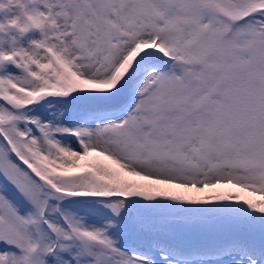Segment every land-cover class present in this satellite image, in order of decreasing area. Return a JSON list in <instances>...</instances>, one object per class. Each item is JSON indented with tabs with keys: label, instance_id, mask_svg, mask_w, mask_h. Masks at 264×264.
<instances>
[{
	"label": "snow or ice",
	"instance_id": "1",
	"mask_svg": "<svg viewBox=\"0 0 264 264\" xmlns=\"http://www.w3.org/2000/svg\"><path fill=\"white\" fill-rule=\"evenodd\" d=\"M0 264H264V0H0Z\"/></svg>",
	"mask_w": 264,
	"mask_h": 264
},
{
	"label": "bare ground",
	"instance_id": "2",
	"mask_svg": "<svg viewBox=\"0 0 264 264\" xmlns=\"http://www.w3.org/2000/svg\"><path fill=\"white\" fill-rule=\"evenodd\" d=\"M129 178H131V177H129ZM229 187H232V186H229ZM233 190L241 191L242 194L245 195V196H253V198H255V199H260L259 196L255 195V194H252L250 192H247L245 190H241V189H233Z\"/></svg>",
	"mask_w": 264,
	"mask_h": 264
}]
</instances>
